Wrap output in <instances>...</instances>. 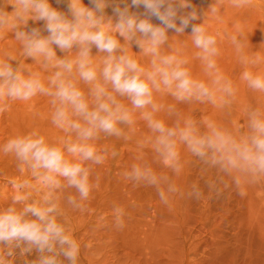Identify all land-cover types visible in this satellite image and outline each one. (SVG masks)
Listing matches in <instances>:
<instances>
[{"label":"clouds","instance_id":"9594fccd","mask_svg":"<svg viewBox=\"0 0 264 264\" xmlns=\"http://www.w3.org/2000/svg\"><path fill=\"white\" fill-rule=\"evenodd\" d=\"M232 2L242 7L249 0ZM111 3L115 0H90L92 7H87L82 0H68L71 18L52 7L49 0H13L11 13L0 8V29L11 27L15 40L21 43L23 57L38 61L45 71L53 70L45 83L40 73L30 71L19 60L10 56L0 59V114L9 110V101L47 96L53 107L51 123L74 135L73 140L57 144L46 142L44 136L33 131L0 145V152L14 155L21 172H30L41 193L39 199L18 195L12 205L23 204L22 208L10 205L0 210V264H12L17 249L20 257L34 251L38 254L25 264H77L80 246L67 226L57 193L75 189L78 198L70 194L66 202L73 208L82 207L81 202L88 200L98 187L90 179L91 165L104 163L109 154L107 148L98 150L92 142L101 134L129 139L124 128L133 125L135 110L140 111L152 133L139 147L150 145L156 161L164 168L176 176L182 173V145L205 171H216L214 179L205 181L208 198L223 195L229 187L225 177L238 190L245 184L264 180V110L245 109L246 132L239 127L229 130L208 120L181 121L172 105L167 106L168 114L177 116L172 126L156 118L155 114L164 106L155 102L154 93H167L180 103L197 101L221 108L229 107L235 96L232 81L219 74L215 59L219 55L217 39L209 34L204 23L192 25L191 37L210 83L193 78L185 66L186 59L161 53V48L168 45L169 30L183 34L190 22L198 19L195 10L178 16L181 8L190 7L189 0H131V6L145 8V18L130 12L126 0H120L125 6L117 4L113 8L115 23L105 14ZM210 11L215 14L217 8L212 6ZM151 17L161 24L152 23ZM29 20L43 21L48 34L43 35L36 27L25 30ZM119 38H123V43ZM233 43L241 52L242 46L235 38ZM133 44L140 53L152 57L150 68L142 67L129 55ZM93 47L98 54H104L99 64L93 61ZM57 48L67 54L58 57ZM72 52L74 57L69 56ZM12 61L17 62L15 67ZM242 62L256 61L242 57ZM241 79L249 89L264 92V75L245 70ZM81 83L88 86L87 93L81 89ZM117 97L127 99L131 108ZM111 155L115 157L117 153L112 151ZM123 176L134 185L155 188L165 205L177 195L197 201L205 197L198 184L193 183L185 192L168 174L158 173L147 163L132 164ZM17 187L29 189L32 185L25 180ZM112 212L115 227L122 229L125 209L114 205Z\"/></svg>","mask_w":264,"mask_h":264},{"label":"rangeland","instance_id":"374dc122","mask_svg":"<svg viewBox=\"0 0 264 264\" xmlns=\"http://www.w3.org/2000/svg\"><path fill=\"white\" fill-rule=\"evenodd\" d=\"M12 2L0 0V8L11 13L14 10ZM126 2L130 12L145 18L143 6H131V0ZM49 3L71 18L68 0H60L59 3L49 0ZM82 3L92 7L90 0H82ZM189 3L190 7L181 8L178 16H186L195 10L198 19L191 21L183 34L169 30L170 47L163 46L161 53L186 59L185 66L193 78L210 83L211 78L196 55L199 49L191 37L192 25L204 23L209 34L217 39L219 55L215 59L219 74L232 81L235 96L229 107L221 108L197 101L180 103L167 93H154L155 102L164 106L155 114L156 118L172 126L177 119V116H170L167 112V106L172 105L181 121L185 118L197 122L208 120L229 130L239 127L246 132L245 109L264 110V92L249 89L241 79L245 70L264 75V0H249L242 7L234 6L232 0H189ZM117 4L121 8L125 6L120 0H115L105 9L106 16L113 23L117 20L113 12ZM212 6L217 8L215 14L210 11ZM151 21L161 24L155 17H151ZM179 24L177 19V26ZM43 26V21L29 20L25 30L36 27L47 35ZM233 38L241 44V52L237 51ZM119 39L123 43V38ZM140 51L134 44L128 49L129 55L142 67L150 68L152 57ZM56 52L61 58L67 54L58 48ZM75 55V52L69 53L71 57ZM92 55L94 63L99 64L104 54H98L93 47ZM9 56L19 60L30 71L40 73L45 83L53 72L52 69L43 70L38 61L23 57L21 43L15 40L10 26L0 29V59ZM242 57L256 62H242ZM16 63L12 61L14 67ZM80 87L87 93V85L81 83ZM50 99L37 95L29 101H9V110L0 114V145L17 135L33 131L44 136L48 143L73 140L74 135L51 123L53 107ZM117 100L131 108L127 99L117 97ZM132 116L133 125L124 128L129 139L101 134L98 140L92 142L98 150L107 148L109 154L104 163L91 165L90 179L98 187L93 189L88 200L81 202L82 207L73 208L66 202L67 195L78 198L75 189L57 193L67 226L80 246L77 264H264V180L245 184L238 190L232 186L231 179L225 177L229 187L223 190V195L208 198L205 181L214 179L216 171H205L201 162L181 145L179 151L184 168L179 176L174 175L156 161L150 145L139 147V143L150 138L152 133L139 110L133 111ZM112 151L117 153L115 157L111 155ZM134 163H147L158 173L168 174L185 192L193 183L198 184L205 197L197 201L187 195H177L165 205L155 188L134 185L124 178L123 173L130 170ZM25 180L31 183L32 188L17 187ZM39 187L27 169L24 172L19 170L14 155L0 152V210L10 205L22 208L23 204L12 205L13 198L18 195L39 199ZM114 205L125 209L122 229L115 227ZM37 255L34 251L31 255L20 257L17 249L16 256L11 258L12 264H25L35 260Z\"/></svg>","mask_w":264,"mask_h":264}]
</instances>
